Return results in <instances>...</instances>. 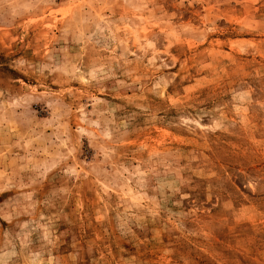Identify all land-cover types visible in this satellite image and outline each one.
Listing matches in <instances>:
<instances>
[{
    "label": "rangeland",
    "instance_id": "374dc122",
    "mask_svg": "<svg viewBox=\"0 0 264 264\" xmlns=\"http://www.w3.org/2000/svg\"><path fill=\"white\" fill-rule=\"evenodd\" d=\"M0 264H264V0H0Z\"/></svg>",
    "mask_w": 264,
    "mask_h": 264
}]
</instances>
